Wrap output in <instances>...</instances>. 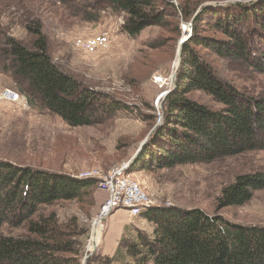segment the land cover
Listing matches in <instances>:
<instances>
[{
  "label": "trees",
  "instance_id": "trees-1",
  "mask_svg": "<svg viewBox=\"0 0 264 264\" xmlns=\"http://www.w3.org/2000/svg\"><path fill=\"white\" fill-rule=\"evenodd\" d=\"M84 2L76 9L83 21L97 23L107 9L123 13L122 31L131 37L148 26H164L168 14L180 12L173 0ZM184 4L188 6L183 5L182 13L186 17L193 14L191 1ZM223 7L209 5L194 15L192 33L182 43L175 85L163 100L162 123L129 166L131 170L207 163L264 150V96L248 95L220 78L196 48L210 49L264 72V45L253 34L254 28L264 33L261 11L230 14L212 22L227 39L200 33L202 15ZM245 26H249L247 32ZM28 31L32 36L29 45L13 38L4 40L0 65L30 103L37 101L71 127L92 125L106 110L121 109L118 102L53 61L39 20H33ZM192 90L206 93L220 107L210 108L186 97ZM95 182L0 160V228L24 229L16 235H0V264H82L80 237L88 229L65 226L54 211L42 207L80 199ZM259 189H264V172L237 175L221 189L216 207L244 204ZM141 215L152 223L150 233L136 231L127 236L124 230L112 256L88 257L85 264H264V225L234 223L218 213L174 205L147 207Z\"/></svg>",
  "mask_w": 264,
  "mask_h": 264
},
{
  "label": "rangeland",
  "instance_id": "rangeland-1",
  "mask_svg": "<svg viewBox=\"0 0 264 264\" xmlns=\"http://www.w3.org/2000/svg\"><path fill=\"white\" fill-rule=\"evenodd\" d=\"M66 1L63 4L62 0H0V50L6 38L29 45L32 36L28 26L33 20H39L48 38L53 61L86 85L118 102L121 109L106 110L92 125L71 127L37 101L30 103L23 94L26 105L1 98L0 160L95 179V184L80 199L42 207L54 211L59 223L65 226L78 225V231L88 229V233L80 237L83 245L81 261L86 263L88 257L111 253L124 230L127 236H133L136 231L151 232V222L141 214L131 216L124 208L114 209L104 217L98 216L107 197L99 182L111 167L127 162L134 155L162 115L163 100L175 85L182 43L186 39L181 31L182 22L194 25V15L203 7L224 5L217 11L204 13L199 30L209 37L227 39L212 22L245 11H252L254 15L261 11L264 16V0H190V10L194 13L187 17L181 11L183 5L188 6L184 4L185 0H173L179 5L180 12L168 14L164 26H148L136 37L122 31L123 13L113 14L107 9L100 14L97 23L85 22L76 11L86 5L85 0ZM248 28L244 27L245 32ZM102 29L112 32L108 48L89 54L75 47V37L88 36ZM253 34L254 39L260 41L258 44L264 45V33L254 28ZM196 48L220 78L248 95L264 96V72L218 56L210 49ZM155 74L174 75L175 79L159 87L151 80ZM13 84L0 65V91ZM163 91L167 93L156 103L157 96ZM186 97L210 108L220 107V103L200 90H192ZM255 171L264 172V150H250L207 163L177 164L170 168H128L126 172L132 173L146 191L149 207H198L208 214L218 213L230 222L264 225V189L255 190L244 204L216 207V198L225 185L237 175ZM23 231L20 227L4 225L0 235H16Z\"/></svg>",
  "mask_w": 264,
  "mask_h": 264
},
{
  "label": "built area",
  "instance_id": "built-area-1",
  "mask_svg": "<svg viewBox=\"0 0 264 264\" xmlns=\"http://www.w3.org/2000/svg\"><path fill=\"white\" fill-rule=\"evenodd\" d=\"M191 22H182L181 31L186 39L191 34ZM184 39V40H186ZM112 41V32L109 29H102L97 33L88 36H78L74 38V45L76 48L93 54L99 50H104L109 47ZM152 83L162 87L174 81V75L170 77H163L155 74L152 76ZM167 93L161 92L157 98L156 103ZM6 99L12 102L24 103L25 98L14 86H6L0 91V99ZM157 106V105H156ZM159 115V112H158ZM160 116V115H159ZM127 162H121L111 167L105 173L99 186L105 190L107 197L101 204L100 213L98 216H106L111 211L117 208L127 209L129 214L133 217L141 214L147 207H149V199L146 191L141 187L140 183L133 178V174L126 172Z\"/></svg>",
  "mask_w": 264,
  "mask_h": 264
},
{
  "label": "water",
  "instance_id": "water-1",
  "mask_svg": "<svg viewBox=\"0 0 264 264\" xmlns=\"http://www.w3.org/2000/svg\"><path fill=\"white\" fill-rule=\"evenodd\" d=\"M182 42H183V40H182ZM180 44H181V43H180ZM174 79H175V77H174ZM162 119H163V115H160V116H159V119L157 120V122L155 123V125L153 126V128L148 132V134L144 137V139H143V140L141 141V143L139 144V146H138L136 152L134 153V155H133V156L127 161V169H126V170H128L129 166H130V165L132 164V162L135 160V158L137 157V155L139 154V152L142 150V148L144 147V145L148 142V140H149L151 134H152L153 131L156 129V127L162 123ZM87 257H88V254L85 255L84 260H86ZM82 264H85L84 261H83Z\"/></svg>",
  "mask_w": 264,
  "mask_h": 264
},
{
  "label": "crops",
  "instance_id": "crops-1",
  "mask_svg": "<svg viewBox=\"0 0 264 264\" xmlns=\"http://www.w3.org/2000/svg\"><path fill=\"white\" fill-rule=\"evenodd\" d=\"M117 244H118V242H117ZM117 244H116V246H117ZM116 246H115V248L113 249V251H112L111 253H109V254H106V256H112L113 253H114V251H115V249H116Z\"/></svg>",
  "mask_w": 264,
  "mask_h": 264
}]
</instances>
